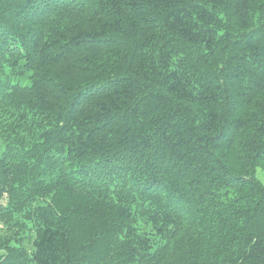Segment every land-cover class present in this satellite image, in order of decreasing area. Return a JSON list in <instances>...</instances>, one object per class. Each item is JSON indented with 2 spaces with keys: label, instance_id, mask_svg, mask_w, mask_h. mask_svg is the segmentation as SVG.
I'll return each mask as SVG.
<instances>
[{
  "label": "trees",
  "instance_id": "16d2710c",
  "mask_svg": "<svg viewBox=\"0 0 264 264\" xmlns=\"http://www.w3.org/2000/svg\"><path fill=\"white\" fill-rule=\"evenodd\" d=\"M0 264H264V0H0Z\"/></svg>",
  "mask_w": 264,
  "mask_h": 264
},
{
  "label": "rangeland",
  "instance_id": "374dc122",
  "mask_svg": "<svg viewBox=\"0 0 264 264\" xmlns=\"http://www.w3.org/2000/svg\"><path fill=\"white\" fill-rule=\"evenodd\" d=\"M2 148V146H1V141H0V149ZM258 173H259V175H260V177L263 179V181H264V172L262 171V170H258Z\"/></svg>",
  "mask_w": 264,
  "mask_h": 264
}]
</instances>
